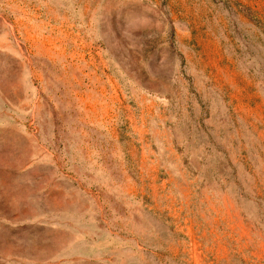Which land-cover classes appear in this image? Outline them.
Returning <instances> with one entry per match:
<instances>
[{
    "label": "rangeland",
    "instance_id": "rangeland-1",
    "mask_svg": "<svg viewBox=\"0 0 264 264\" xmlns=\"http://www.w3.org/2000/svg\"><path fill=\"white\" fill-rule=\"evenodd\" d=\"M0 264H264V0H0Z\"/></svg>",
    "mask_w": 264,
    "mask_h": 264
}]
</instances>
